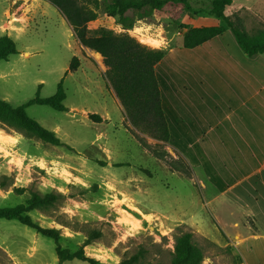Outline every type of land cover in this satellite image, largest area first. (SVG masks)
Instances as JSON below:
<instances>
[{"label":"rangeland","instance_id":"1","mask_svg":"<svg viewBox=\"0 0 264 264\" xmlns=\"http://www.w3.org/2000/svg\"><path fill=\"white\" fill-rule=\"evenodd\" d=\"M191 2L203 12L211 7V0ZM104 6L102 2L97 19L88 23L90 35L104 27L128 32L151 48L168 50L157 70L163 78L160 88L165 96L167 92L183 99L178 117L170 115L164 104L169 141L130 122L111 92L103 56L98 58L79 42L54 4L0 0V37H12L19 51L0 60V98L21 105L37 94L49 97L62 79L67 94L66 111L40 104L26 109L30 117L56 132L64 146L43 142L0 122L1 133L20 134L26 143L20 151L29 154L9 162L0 158V207L24 203L32 191L60 193L55 206L32 210L29 215L43 227L59 229L64 248L76 250L88 236L96 235L84 250L104 264H116L134 254L141 263L169 264L176 237L184 232H191L193 242L202 249V264H248L244 244L256 232L252 219L239 216L240 224L233 225L237 206L233 207L235 214L226 207L218 215L217 203H209L214 193L204 184L203 166L193 165L188 175L172 171L169 165L206 162L201 141L206 129L198 123H219L228 113L225 103L218 104L211 120H202L211 97L227 96L221 91L224 87H219L221 70L209 62L219 58L213 55L217 49L239 48L232 33L228 30L188 51L179 45L185 25H212L220 20L206 13L192 15L169 2L161 10L128 11L135 23L132 29H124L117 17L106 14ZM226 14L249 35L264 32V0H233ZM140 15L144 17L139 19ZM74 55L80 66L69 71ZM74 107L104 116L94 122L89 118L91 112L82 115ZM0 264L88 263L78 259L60 262L53 239L17 220L0 218Z\"/></svg>","mask_w":264,"mask_h":264},{"label":"trees","instance_id":"2","mask_svg":"<svg viewBox=\"0 0 264 264\" xmlns=\"http://www.w3.org/2000/svg\"><path fill=\"white\" fill-rule=\"evenodd\" d=\"M54 4L68 20L79 42L86 47L99 52L108 67L107 78L115 91L116 97L126 110L130 122L153 137L168 142L170 128L166 117L161 97L156 66L165 58L168 50L151 48L128 32L116 33L112 29L100 28L97 35H90L88 23L97 19L98 10L102 2L108 16L117 17L124 29H132L135 20L127 15L128 11L161 10L167 3L181 5L192 15L206 13L220 20L218 24L191 26L185 25L179 45L183 48L193 49L211 41L212 39L230 31L239 48L249 57L264 55V32L256 35L247 34L244 29L234 24L227 17V8L233 0H211L208 11L195 9L192 0H48ZM144 16L140 15L139 19ZM178 46V45H176ZM174 46V47H176ZM15 40L9 35L0 37V60H7L12 54L18 53ZM80 66V59L74 55L69 71H75ZM67 97L63 79L59 82L55 94L41 97L37 94L34 98L21 105H13L0 98V122L8 128L25 132L35 136L43 142L56 146L65 143L57 136L56 132L46 128L27 113V107L34 104L48 105L58 111H66L64 103ZM89 118L100 122L102 117L97 113H90ZM145 147V144L141 142ZM71 148V147H70ZM117 166L123 165L116 164ZM172 171L185 174L192 172L190 164L181 161L180 167L169 163ZM23 191L24 188H16ZM62 195L50 192L42 194L32 191L31 196L24 202L15 206L0 207V218L17 220L21 224L35 229L41 235L51 238L56 242V253L60 262L78 259L88 264H104L98 259L85 253V246L91 244L96 235H90L76 250L64 248L60 245L61 232L57 228L43 227L36 223L29 215L32 210H48L55 206ZM191 232H184L176 237L174 251L169 264H202L204 254L202 249L192 240ZM116 264H145L140 262L137 254L122 259ZM163 264V263H159Z\"/></svg>","mask_w":264,"mask_h":264},{"label":"crops","instance_id":"3","mask_svg":"<svg viewBox=\"0 0 264 264\" xmlns=\"http://www.w3.org/2000/svg\"><path fill=\"white\" fill-rule=\"evenodd\" d=\"M199 47L186 50L193 51ZM213 55L219 58L213 59L211 63L208 61L209 65L221 70L223 82L219 87H224L221 91L227 96L211 97L208 103L212 104H207L208 109H205L202 120H211V113L218 108V104L225 103L227 105L225 110L228 113L219 123L211 124L209 121L198 123L206 129L201 138L206 162L204 164L189 161V164L192 168L193 165L204 167L207 177L204 184L206 187L210 185L214 193L209 203H217L215 206L218 215L226 207L231 215L235 214L233 207L237 206L239 209L233 225L240 224L239 216L252 219L256 232L246 237L244 256L248 264H264V56L249 57L238 47L231 50L220 48L215 50ZM160 63L156 66V71ZM160 75L158 71L157 77L161 86L163 78ZM111 92L125 113L113 88ZM163 95L161 89L165 113L169 111L170 115L178 117L179 101L183 99L170 97L167 92L164 98ZM164 104L169 108L167 112ZM73 109L80 110L82 115L95 112L88 108ZM105 117H108V113ZM189 125L193 127V123L189 122ZM19 136L17 133L14 135L0 132V158L3 161L8 159L9 162L25 158L24 154L29 155L20 151L26 143ZM220 223L223 224L222 221Z\"/></svg>","mask_w":264,"mask_h":264},{"label":"bare ground","instance_id":"4","mask_svg":"<svg viewBox=\"0 0 264 264\" xmlns=\"http://www.w3.org/2000/svg\"><path fill=\"white\" fill-rule=\"evenodd\" d=\"M135 30V29H134ZM138 30V29H137ZM139 30H140V28H139ZM137 32V31H136ZM92 51H94V53L96 54V56L98 57V58H102V56H101V54L99 53V52H97V51H95V50H92Z\"/></svg>","mask_w":264,"mask_h":264}]
</instances>
